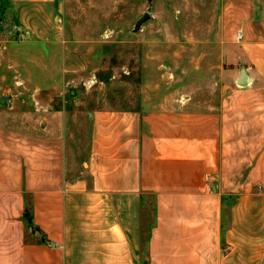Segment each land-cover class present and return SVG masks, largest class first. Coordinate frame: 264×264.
<instances>
[{
  "label": "crops",
  "instance_id": "obj_1",
  "mask_svg": "<svg viewBox=\"0 0 264 264\" xmlns=\"http://www.w3.org/2000/svg\"><path fill=\"white\" fill-rule=\"evenodd\" d=\"M233 9L252 82L232 86L258 97L96 112L77 177L64 148L0 133V264H264V92L243 90L264 89V0Z\"/></svg>",
  "mask_w": 264,
  "mask_h": 264
},
{
  "label": "rangeland",
  "instance_id": "obj_2",
  "mask_svg": "<svg viewBox=\"0 0 264 264\" xmlns=\"http://www.w3.org/2000/svg\"><path fill=\"white\" fill-rule=\"evenodd\" d=\"M236 3L0 0V101H11L0 105V133L64 148L68 174L77 177L88 168L96 112L195 110L258 97L232 86L231 70L244 66L235 57ZM145 12L153 19L134 32ZM257 88L243 90L264 92ZM149 198L145 235L154 222Z\"/></svg>",
  "mask_w": 264,
  "mask_h": 264
},
{
  "label": "water",
  "instance_id": "obj_3",
  "mask_svg": "<svg viewBox=\"0 0 264 264\" xmlns=\"http://www.w3.org/2000/svg\"><path fill=\"white\" fill-rule=\"evenodd\" d=\"M152 2L153 0H149ZM153 16L149 12H145L144 15L136 22L134 32H137L141 29V27L149 20H152ZM168 79V75H165L163 81ZM252 82L251 78L249 77L247 70L243 68L240 73V77L237 80V85L240 87H246L250 85ZM72 95H75V91H72ZM11 101L8 97H3L0 101V105H10Z\"/></svg>",
  "mask_w": 264,
  "mask_h": 264
},
{
  "label": "trees",
  "instance_id": "obj_4",
  "mask_svg": "<svg viewBox=\"0 0 264 264\" xmlns=\"http://www.w3.org/2000/svg\"><path fill=\"white\" fill-rule=\"evenodd\" d=\"M25 218H26V220L29 221V222L32 220V218H31V211H30L29 208L26 209V212H25ZM145 264H148V260L146 261Z\"/></svg>",
  "mask_w": 264,
  "mask_h": 264
},
{
  "label": "built area",
  "instance_id": "obj_5",
  "mask_svg": "<svg viewBox=\"0 0 264 264\" xmlns=\"http://www.w3.org/2000/svg\"><path fill=\"white\" fill-rule=\"evenodd\" d=\"M243 36H244L243 31L242 30H238L237 34H236L237 41L238 42L242 41L243 40Z\"/></svg>",
  "mask_w": 264,
  "mask_h": 264
}]
</instances>
